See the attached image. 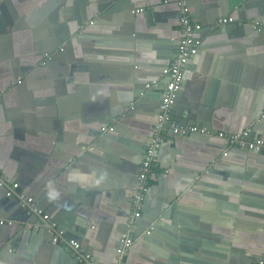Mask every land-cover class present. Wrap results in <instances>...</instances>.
I'll return each mask as SVG.
<instances>
[{
	"label": "crops",
	"instance_id": "0c3cea01",
	"mask_svg": "<svg viewBox=\"0 0 264 264\" xmlns=\"http://www.w3.org/2000/svg\"><path fill=\"white\" fill-rule=\"evenodd\" d=\"M188 3L200 45L173 120L209 133L165 132L123 264H246L247 253L261 264L264 154L217 133L248 128L264 137V36L247 24L264 22V0ZM141 6L147 12H130ZM224 16L235 21L212 27ZM179 37L175 0H0L3 178L33 195L97 264H118ZM45 52L52 58L39 68ZM5 198L0 189V220L13 221L0 224V264H81L54 244L40 216Z\"/></svg>",
	"mask_w": 264,
	"mask_h": 264
},
{
	"label": "built area",
	"instance_id": "2783aa9c",
	"mask_svg": "<svg viewBox=\"0 0 264 264\" xmlns=\"http://www.w3.org/2000/svg\"><path fill=\"white\" fill-rule=\"evenodd\" d=\"M178 11V22L180 37L176 43L175 52L166 69L167 80L164 83L161 98L157 108V119L153 127L152 136L145 146L143 160L138 173V182L135 191L131 198L130 216L127 223V231L124 232L115 249L116 259L118 264H123V257L133 243L131 228L135 227L136 219L142 216L143 205L146 194L149 190V183L153 175L157 163V155L161 144L165 138V132L169 129L173 134L186 136L190 134H207L209 130L204 126L199 125H181L173 120V108L176 104L178 93L182 86V82L186 73H188L189 60L197 53L200 45V40L196 33L202 29V25L196 22L190 10L188 0H175ZM132 12H142L144 7H137L131 10ZM232 16L218 17L212 27H225L227 24L234 22ZM252 27L258 32H264V22L254 20ZM61 50V49H60ZM52 58V54L45 52L41 65H45ZM21 79L17 80L20 82ZM154 82L146 83V87L154 86ZM101 131H112L114 126H102ZM218 136L223 139L228 145L240 147L256 152L264 151V137L252 135L250 129H244L239 132H224L218 131ZM4 175L0 169V186L4 184ZM18 188V183H11L6 191L7 195H11L14 189ZM19 203L23 207L28 208L29 214L40 216L47 224V228L51 233L52 241L62 244L63 247H71V255L75 257L81 264H97L92 258L90 252L85 251L80 242L76 239L64 238L65 230L56 222L51 220L48 213L38 206L34 200V196L26 193H18ZM12 220H0V224L11 225ZM31 226V225H30ZM154 226H149L145 232L151 233Z\"/></svg>",
	"mask_w": 264,
	"mask_h": 264
},
{
	"label": "water",
	"instance_id": "95a60500",
	"mask_svg": "<svg viewBox=\"0 0 264 264\" xmlns=\"http://www.w3.org/2000/svg\"><path fill=\"white\" fill-rule=\"evenodd\" d=\"M146 6V5H145ZM145 6H143V7H145ZM135 8H137V7H135ZM132 9H134V8H132ZM131 9V10H132ZM130 10V12L132 13V14H140L141 12H132ZM145 12H147L146 11V9H144V11H142V13H145ZM141 13V14H142ZM253 20H251L250 22H252ZM249 26H251L252 27V23H247ZM256 31V30H255ZM256 33L258 34V35H262V36H264V32H258V31H256ZM42 59H43V57L38 61L37 59H36V61H34V64L37 62V64H38V66H39V68H46V67H44V66H46L47 65V63L51 60H48L47 61V63L45 64V65H41V61H42ZM188 67H189V65H188ZM31 69V68H30ZM29 69V70H30ZM17 77H18V75H15L14 74V78L15 79H17ZM185 77V76H184ZM21 83V81L20 82H17V80H15V83H11V85H10V88L8 89V90H11V89H13L14 88V86L17 84H20ZM163 87H164V85H163ZM163 87H162V91H163ZM149 88L148 87H146L145 86V84H144V88L143 89H141V91H140V95H143L144 94V92L145 91H147ZM6 92V90L4 91V90H2V93L0 94V96L1 95H3L4 93ZM159 103V102H158ZM175 106H176V104L174 105V108H175ZM131 108L133 109L134 108V106H131ZM257 114H258V111H256V109H254L253 110V113H252V121L253 120H255V117L257 116ZM193 118V117H192ZM156 119H157V113H156ZM156 122V121H155ZM171 131V130H170ZM151 132H152V130H151ZM176 135V134H175ZM151 136H152V133L150 134V138H151ZM150 140V139H149ZM249 151H252V150H249ZM258 153H263L264 154V151H261V152H258ZM34 184H37V185H39V182L38 183H34ZM0 189H1V191L3 192V195L6 197L5 199L8 201V202H10V201H12L11 203H13V202H15V203H17V207L20 209V210H22L23 211V214L24 215H26V217H34L33 215L34 214H29V213H27V207H23L20 203H19V198H18V191L16 190V189H14L13 191H12V194L11 195H7L6 194V191L9 189V185H8V183H7V181H6V179L4 180V184L3 185H1L0 186ZM26 194H29V193H26ZM9 199V200H8ZM145 203V202H144ZM20 206V207H19ZM4 209H6V205L4 206ZM143 213V212H142ZM53 219H54V217H52ZM2 225H7V224H2ZM153 226V225H152ZM153 230L154 229H152V231H151V233L153 232ZM49 233V232H48ZM151 233H144L146 236H148L149 234H151ZM50 234V233H49ZM52 238V237H51ZM54 244L55 245H57L58 247H61L60 246V244H58V243H55L54 242ZM64 248V247H63ZM62 249V248H61ZM8 250H12V249H10V247L8 248ZM63 250H65L66 252H68V251H71L72 250V248L71 247H68V248H66V249H63ZM251 255H248V253L246 254V260H247V262H249V263H246V264H251ZM253 258H255L256 259V256L255 257H253ZM262 260V263L261 264H264V262H263V260L264 259H261ZM258 262V261H257ZM256 264H258V263H256ZM260 264V263H259Z\"/></svg>",
	"mask_w": 264,
	"mask_h": 264
}]
</instances>
